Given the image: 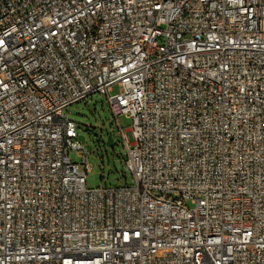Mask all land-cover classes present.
Masks as SVG:
<instances>
[{"label":"built area","instance_id":"obj_1","mask_svg":"<svg viewBox=\"0 0 264 264\" xmlns=\"http://www.w3.org/2000/svg\"><path fill=\"white\" fill-rule=\"evenodd\" d=\"M94 94L134 186L87 185ZM0 264H264V0H0Z\"/></svg>","mask_w":264,"mask_h":264},{"label":"rangeland","instance_id":"obj_2","mask_svg":"<svg viewBox=\"0 0 264 264\" xmlns=\"http://www.w3.org/2000/svg\"><path fill=\"white\" fill-rule=\"evenodd\" d=\"M117 91L118 87L115 86L114 92ZM67 112L70 119L77 123L79 136L85 139V148L91 165L86 176L87 185L89 187L136 185L133 174L125 164L127 150L107 97L101 94L90 95L70 105ZM119 122L124 129H128L131 119L121 115ZM109 133L113 135L112 146L106 143ZM69 154L73 161L82 162L83 158L76 150H71Z\"/></svg>","mask_w":264,"mask_h":264},{"label":"water","instance_id":"obj_3","mask_svg":"<svg viewBox=\"0 0 264 264\" xmlns=\"http://www.w3.org/2000/svg\"><path fill=\"white\" fill-rule=\"evenodd\" d=\"M80 139H81V141L83 143L85 142L84 137L80 136ZM106 143H107L108 146H112L113 145V135H112V133H109L108 134V136H107V142Z\"/></svg>","mask_w":264,"mask_h":264}]
</instances>
